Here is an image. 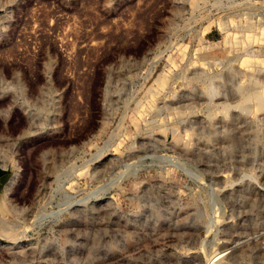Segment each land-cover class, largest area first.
Returning a JSON list of instances; mask_svg holds the SVG:
<instances>
[{"label": "rangeland", "instance_id": "rangeland-1", "mask_svg": "<svg viewBox=\"0 0 264 264\" xmlns=\"http://www.w3.org/2000/svg\"><path fill=\"white\" fill-rule=\"evenodd\" d=\"M0 9V264H264V0Z\"/></svg>", "mask_w": 264, "mask_h": 264}, {"label": "water", "instance_id": "water-1", "mask_svg": "<svg viewBox=\"0 0 264 264\" xmlns=\"http://www.w3.org/2000/svg\"><path fill=\"white\" fill-rule=\"evenodd\" d=\"M2 9H0L1 13ZM14 175V166L13 164H10L6 167H3L0 164V194L5 189L6 184L10 180V178ZM10 240H8L5 236L0 234V243H8Z\"/></svg>", "mask_w": 264, "mask_h": 264}, {"label": "bare ground", "instance_id": "bare-ground-1", "mask_svg": "<svg viewBox=\"0 0 264 264\" xmlns=\"http://www.w3.org/2000/svg\"><path fill=\"white\" fill-rule=\"evenodd\" d=\"M255 96L260 100V105L264 104V90L256 92ZM225 253H226L225 249H221V250L216 251L214 254H212L210 257L207 258V264H211L212 261H215V260L219 259Z\"/></svg>", "mask_w": 264, "mask_h": 264}]
</instances>
